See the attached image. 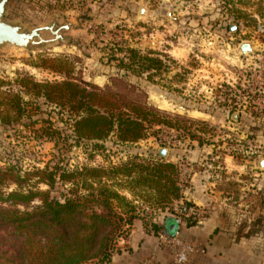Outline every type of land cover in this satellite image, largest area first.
<instances>
[{
    "label": "rangeland",
    "instance_id": "1",
    "mask_svg": "<svg viewBox=\"0 0 264 264\" xmlns=\"http://www.w3.org/2000/svg\"><path fill=\"white\" fill-rule=\"evenodd\" d=\"M54 15L58 17L57 25H73L62 33L69 37L66 42L34 52L0 51V80L4 82L0 165L13 164L23 173L35 168L51 170L55 165L69 171L98 163L107 168L108 164L134 155L149 163L155 159L157 139L165 126L172 127L170 132L179 137L180 144L174 152L187 153L193 147L190 139H199L206 148L203 161L209 164L214 155L220 161L223 152L236 161L264 158V0H13L9 9V17L20 18L28 25L47 23ZM244 41L255 44V54L242 57L238 53ZM130 49L161 59L163 66L141 70L135 61L129 69ZM62 60L67 61L64 68L68 73L51 67ZM100 75H106L107 80L101 81ZM116 76L142 89L148 104L192 120L181 124L180 130L169 125L148 126L141 139L125 145L116 144L111 136L96 150L91 142L84 140L78 145L71 138L69 111L37 97L31 86L20 83L22 78L43 83L69 77L77 83L104 87ZM16 94L24 109L19 118L7 106ZM235 113L238 115L232 117ZM209 166L206 169L210 172ZM111 177L105 175L102 180L121 193L127 191L130 196L126 197L133 200L125 187L127 179L122 175ZM76 178L66 185L40 182L36 188L58 197L68 188L79 189ZM35 180L33 176L29 184L32 186ZM186 180L187 177L183 182L188 184ZM237 183L234 181L233 186L239 193ZM0 188L8 192L17 186ZM27 188L28 185L21 189ZM249 188L251 197L255 192ZM134 190L142 195L137 188ZM261 201L262 198L255 200ZM173 202L162 209L136 198L135 219L149 225L159 212L173 211ZM37 203L38 200L32 202ZM91 204L87 208H96ZM258 219L260 222L263 218ZM22 240L10 228L0 229V264L18 260Z\"/></svg>",
    "mask_w": 264,
    "mask_h": 264
},
{
    "label": "trees",
    "instance_id": "2",
    "mask_svg": "<svg viewBox=\"0 0 264 264\" xmlns=\"http://www.w3.org/2000/svg\"><path fill=\"white\" fill-rule=\"evenodd\" d=\"M129 52L132 54L127 64L129 69L135 61L139 63L134 65L141 70L163 66L159 58L139 55L133 49ZM66 64L67 61L62 60L51 67L68 73L69 70L64 68ZM3 83L0 80V121L4 124ZM20 83L24 87L31 86L37 97L42 96L47 102L69 111L71 138L78 145L84 140L91 142L96 150L102 148L104 141L111 136L116 144L125 145L141 139L148 126L169 125L178 129L181 124L192 120L148 104L145 92L122 76L112 77L111 83L104 87L77 83L69 77L60 82L43 83L22 78ZM14 97L7 101V106L14 109L19 118L24 111L23 103L19 95ZM10 120L8 117L7 121ZM154 158L145 163L134 155L131 159L108 164L107 168L98 163L72 171L55 165L51 170L35 168L32 172L21 173V169L13 164L0 165V187L17 186L8 192L0 191V229L10 228L23 239L18 260L12 264L109 263L114 252L118 251L114 248L115 241L128 238L133 221L138 217L134 206L136 198L163 209L182 197L186 184L179 182L180 165L159 157L157 151ZM105 175L110 178L122 175L127 179L125 187L134 196L133 200L104 182ZM33 176L36 180L31 186L29 182ZM74 178L78 179L76 186L87 190L86 193L68 188L54 197L49 190L36 188L40 182L49 186L58 182L66 185ZM27 185L29 188L21 189ZM136 188L141 196L136 194ZM34 200L39 203L32 204ZM88 204L96 205V208H87ZM169 212L180 216L172 210ZM180 217L186 226L196 223L189 216ZM148 226L154 233L162 230V225L155 221Z\"/></svg>",
    "mask_w": 264,
    "mask_h": 264
},
{
    "label": "crops",
    "instance_id": "3",
    "mask_svg": "<svg viewBox=\"0 0 264 264\" xmlns=\"http://www.w3.org/2000/svg\"><path fill=\"white\" fill-rule=\"evenodd\" d=\"M100 77L101 81L107 80L106 75ZM192 146L187 153L169 149L165 158L178 165L182 163L180 160L188 163L184 177L188 184L182 189V197L172 205L189 201L199 206L203 217L194 225L186 226L179 212H175L178 217L167 211L159 212L154 221L162 225V230L157 233L142 220L134 219L128 238L118 240V251L107 264L143 261L172 264V248L162 241V236L176 231L182 238L201 246L202 250L192 254L188 264H264V170L256 165L255 159L236 161L225 152L220 161L215 160L219 159L218 155L212 156L213 162L209 164L203 161L206 148L198 142ZM207 166L211 167L210 172ZM234 181H238L239 193L235 192ZM250 186L255 192L251 197ZM122 193L129 198L127 191ZM259 198L263 201L255 202ZM259 216L263 218L260 222L256 221ZM239 231L246 234L240 235Z\"/></svg>",
    "mask_w": 264,
    "mask_h": 264
},
{
    "label": "water",
    "instance_id": "4",
    "mask_svg": "<svg viewBox=\"0 0 264 264\" xmlns=\"http://www.w3.org/2000/svg\"><path fill=\"white\" fill-rule=\"evenodd\" d=\"M12 2L13 0H0V51L15 49L34 52L38 49L56 45L59 42H66L69 39L67 35L62 33L73 26L71 23L65 22L57 25L58 17L54 15L47 23L28 25L20 18L9 17ZM46 34H49V36L46 37ZM256 51V46L251 41L241 42L238 46V53L242 57L255 54ZM179 108L187 111L185 107L180 106ZM235 115L238 114L235 113L232 117ZM168 150L167 147L160 146L157 148V155L166 158ZM256 165L259 168H264V158H258Z\"/></svg>",
    "mask_w": 264,
    "mask_h": 264
},
{
    "label": "built area",
    "instance_id": "5",
    "mask_svg": "<svg viewBox=\"0 0 264 264\" xmlns=\"http://www.w3.org/2000/svg\"><path fill=\"white\" fill-rule=\"evenodd\" d=\"M172 127L165 126L163 127V132L161 136L158 137L157 141L159 142L160 146H165L168 149H172L180 144V140L178 135H174L171 133ZM180 130V128H179ZM191 142H198L196 138L190 139ZM182 163L180 164V174L182 177L185 176L187 172L188 163L184 160H180ZM179 178V182H183V178ZM173 211L179 212L183 216H189L192 219L198 222L203 217V211L194 204L186 205L183 201L176 204H173ZM162 241L171 246L173 256H172V264H188L190 257L192 254L201 251V246L199 243L182 238L179 234V231H176L172 235H164L162 236ZM89 264H97L96 262L89 263ZM137 264H148L146 261L139 262Z\"/></svg>",
    "mask_w": 264,
    "mask_h": 264
}]
</instances>
